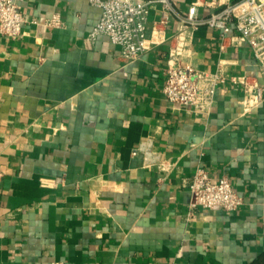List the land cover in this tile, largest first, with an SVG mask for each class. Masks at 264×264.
I'll list each match as a JSON object with an SVG mask.
<instances>
[{
	"label": "crops",
	"instance_id": "1",
	"mask_svg": "<svg viewBox=\"0 0 264 264\" xmlns=\"http://www.w3.org/2000/svg\"><path fill=\"white\" fill-rule=\"evenodd\" d=\"M194 1L173 0L181 14ZM20 4L23 34L0 35V264H264V102L244 113L230 80L208 114L168 101L174 15L128 61L106 35L88 40L101 17L89 0ZM53 13L64 27L44 24ZM235 34L199 26L184 63L263 82ZM198 166L244 203L191 210Z\"/></svg>",
	"mask_w": 264,
	"mask_h": 264
},
{
	"label": "built area",
	"instance_id": "2",
	"mask_svg": "<svg viewBox=\"0 0 264 264\" xmlns=\"http://www.w3.org/2000/svg\"><path fill=\"white\" fill-rule=\"evenodd\" d=\"M22 0H0V35L15 39L23 34L25 17L21 9ZM101 8V17L88 35L95 41L99 35H106L118 46L121 56L135 60L147 53L154 45L167 39L166 26L171 16L179 19L177 31L172 35L163 87L166 99L173 104L192 108L200 114H208L215 101V94L221 83L230 80L241 89V105L244 113H251L264 102V81L247 74L225 75L220 70L204 71L184 63L187 42L194 29L201 25L221 30L224 37L233 30L235 37L250 47L257 67L264 77V0H195L185 14L179 13L173 0H89ZM208 5L211 11L201 15V6ZM152 9L158 10L148 35V24ZM45 25L62 28L64 21L59 13L45 19ZM143 150L145 147L142 146ZM146 151V150H145ZM4 173L0 170V186ZM42 185L49 183L42 179ZM192 194L190 209L198 207L227 211L238 209L244 199L228 177L213 180L208 170L198 166L188 182ZM28 264H37L30 262ZM56 264H64L58 262Z\"/></svg>",
	"mask_w": 264,
	"mask_h": 264
},
{
	"label": "trees",
	"instance_id": "3",
	"mask_svg": "<svg viewBox=\"0 0 264 264\" xmlns=\"http://www.w3.org/2000/svg\"><path fill=\"white\" fill-rule=\"evenodd\" d=\"M252 264H262V263H259V262L257 263V262H256V263H252Z\"/></svg>",
	"mask_w": 264,
	"mask_h": 264
}]
</instances>
